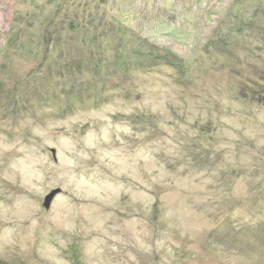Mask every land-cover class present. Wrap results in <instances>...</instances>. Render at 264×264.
<instances>
[{
    "label": "rangeland",
    "instance_id": "374dc122",
    "mask_svg": "<svg viewBox=\"0 0 264 264\" xmlns=\"http://www.w3.org/2000/svg\"><path fill=\"white\" fill-rule=\"evenodd\" d=\"M37 66L65 97L0 95V264H264V0H0V79Z\"/></svg>",
    "mask_w": 264,
    "mask_h": 264
},
{
    "label": "trees",
    "instance_id": "16d2710c",
    "mask_svg": "<svg viewBox=\"0 0 264 264\" xmlns=\"http://www.w3.org/2000/svg\"><path fill=\"white\" fill-rule=\"evenodd\" d=\"M82 4H83V2H82ZM71 28L73 29V27H71ZM238 30H240V28ZM91 35L93 37L94 36L96 37V33H91ZM91 35H89V36H91ZM213 41H216L222 45H230L231 39L225 38L224 36H220L219 38H214ZM18 42H19V40L16 39V37L15 38L10 37L7 41L8 46L13 48V50H14V47H16V45H18L17 47H19L18 48L19 50L17 49V52L20 51V53L24 52V54H28V55H31L33 57H40L44 53L43 52L44 49L41 48V45L44 42L42 40L36 44L37 47L36 46L32 47V45H29L28 43H20V42L18 43ZM31 42H33V41H31ZM31 42H29V43H31ZM53 44H54V42L51 44L48 43L49 47H51ZM13 45H14V47H13ZM212 45L215 47L218 46L217 44H214V43H212ZM27 47H32V48H27ZM218 47H220V46H218ZM228 47H230V46H228ZM15 51H16V49H15ZM136 54L138 57V60H137L138 63H142L146 57L152 56V55H149L147 53H143L141 51L136 52ZM174 58H175L174 55H169L168 61L171 62L174 66H177L178 63L174 61ZM125 61H127V60H125ZM125 63L126 62H123V63L116 62V65L118 67H123ZM1 65L5 66L4 63ZM43 65H44V63H43ZM42 69H43V67L37 66L35 69L31 70V72H29L27 75H25V77H21L18 80L15 79L14 77H10L8 75H7L8 78L0 79V95H5V97H6L4 103L2 102V105L4 106L5 103L8 101H9V103L13 102L10 104L11 105L10 107H7V105H5V107H7V108H5V107L3 108V111H4L3 113L7 112V117L12 115L10 112L14 109L15 110L19 109L18 111L20 112V106L23 108V107H28V106H32V105H42L48 101L47 98L49 100L52 99L54 101H57V100H59L58 98L60 96L65 97L61 93L55 95L54 93L52 94L49 91H45V90L43 91L42 90V84H41V86H39L40 83H38L39 79L37 76L38 70H42ZM38 74L40 75V73H38ZM74 81H76V82H73L71 84V89L65 90V91H67V93L65 95H67L70 100L72 99L73 96H75L77 98L84 99L86 96L83 93L84 90L82 87V83H80L77 80H74ZM43 86L47 87V83H43ZM26 95H27V97H25ZM22 97H24L25 100H23ZM72 106H73V104L71 105V107ZM67 107H69V105ZM62 115H63V113H62Z\"/></svg>",
    "mask_w": 264,
    "mask_h": 264
},
{
    "label": "water",
    "instance_id": "95a60500",
    "mask_svg": "<svg viewBox=\"0 0 264 264\" xmlns=\"http://www.w3.org/2000/svg\"><path fill=\"white\" fill-rule=\"evenodd\" d=\"M59 193V190L57 191H54L48 198L47 200L45 201L44 203V207H46L47 209H50L51 205H52V200L54 198V196Z\"/></svg>",
    "mask_w": 264,
    "mask_h": 264
}]
</instances>
